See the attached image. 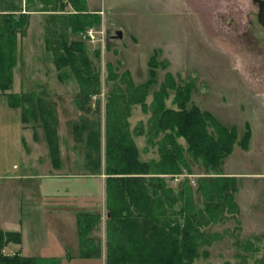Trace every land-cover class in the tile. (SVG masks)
I'll list each match as a JSON object with an SVG mask.
<instances>
[{
	"label": "rangeland",
	"instance_id": "rangeland-1",
	"mask_svg": "<svg viewBox=\"0 0 264 264\" xmlns=\"http://www.w3.org/2000/svg\"><path fill=\"white\" fill-rule=\"evenodd\" d=\"M41 1L17 3L21 8L15 14L27 13L28 23L16 30L17 61L12 86L5 92L33 94L50 109L52 104L61 163L53 166L40 121L29 117L22 122L27 129L21 131V108L7 110L6 96L0 93V226L22 231L23 252L39 258L40 264H58L46 258L58 254L66 264H81L71 257L79 251L75 214L100 211L88 236L100 244L102 263L110 217L106 175L88 174L84 141L89 130L98 131L104 157L107 104L113 98L110 108H119L117 116L126 123L138 158L151 165L147 178H162L172 189L176 200L172 219L181 225L184 219L176 212L184 200L177 187L188 179L187 213L201 235L198 255L190 264H264V30L255 7L239 13L232 9L235 0H228L226 10L214 14L215 0H85L88 14L82 21L89 22L93 13L100 16L98 26L91 27L96 34L90 41L84 32L72 33L69 26L74 21L65 16L76 13L83 0L70 2L63 10L60 2ZM0 13L6 11L0 7ZM117 29L122 30L121 38L113 37ZM242 33L252 38V44L241 42ZM81 40L76 47L71 45ZM152 57L154 82L141 102L129 103L130 96H143L133 87L150 79ZM80 90L88 93L80 95ZM120 94L126 97L123 102ZM181 105L186 110L197 106L205 113L206 128L216 137L219 125L235 128L233 148L217 166L196 156L177 126L156 131L154 109L180 110ZM32 110L27 107L28 113ZM82 121L90 125L79 142L73 125ZM246 131L247 146L239 143ZM169 133L183 153L180 173L157 172L160 148ZM20 174L35 176L21 181ZM215 176H233L234 188L226 202L216 200L219 207L207 209L197 180ZM200 211L205 218L199 217ZM15 248L19 249L16 243H8L4 252Z\"/></svg>",
	"mask_w": 264,
	"mask_h": 264
},
{
	"label": "trees",
	"instance_id": "trees-1",
	"mask_svg": "<svg viewBox=\"0 0 264 264\" xmlns=\"http://www.w3.org/2000/svg\"><path fill=\"white\" fill-rule=\"evenodd\" d=\"M32 1L34 0H26V3ZM42 1L44 3L47 1L60 2L63 10L74 0H69L68 3H66L67 0ZM19 2L20 0H0L1 10L6 11V13H0V93L6 96L10 107L21 108L22 122H28L29 117L33 121H40L52 164L59 168L61 158L58 123L52 104L50 103V109L39 98L35 101L33 94L5 92L12 86V69L17 61L16 30L28 23L27 13L15 14V11L21 8L20 4H17ZM85 4L83 0V6L76 7V13L65 15L74 21L69 26L72 33L85 32L88 28L98 26L100 22L98 13H91L89 22L82 21L83 18H87L86 14H88L85 12ZM78 23L79 26H76ZM67 31L68 29H65L64 33ZM82 42V40L75 41L71 45L76 47ZM153 62L155 63V59L152 57L150 59L152 68L149 72L150 79L133 87L135 93H141L143 96L139 98L130 96L129 103L141 102L149 85L154 82ZM86 84L91 85L90 82ZM87 93L84 90L79 91L80 95ZM119 97L122 98V102L123 98H126L124 94H120ZM113 101L115 99L112 98L110 102ZM110 102L107 104L104 157L101 153L98 131L89 130L84 141V166L89 171L88 174L106 175L105 203L110 217L107 220L105 264H190L192 259L198 255L197 239L201 235L199 229L193 227V216L187 213V210L191 208L188 179L180 180L177 187L179 196L184 200V206L176 212L184 219V224L181 225L179 221L172 219V215L175 214L173 205L176 202L172 189L166 186L162 178L153 176L147 178L146 174L152 170L151 165L138 158L137 147L128 135L126 123L122 122L120 116H117L119 108L111 109ZM28 106L33 108L30 113L27 111ZM205 116L206 114L201 112L197 106H193L190 110H186L184 105H181L180 110L160 106L153 111L156 131L173 129L177 126L179 132L187 138L196 156L202 157L204 163L215 167L231 152L236 131L235 128L219 125L220 134L216 137L207 130ZM89 125L87 121L73 125L74 137L79 142L85 135V131L89 129ZM248 137L249 131H246L239 143L247 146ZM160 153L161 161L156 165L158 173H180L182 171L180 164L183 161V153L172 134H167V142L161 145ZM197 181V192L204 199L207 209H212L220 205L216 200L225 199L226 202L231 197L235 178L215 176L198 178ZM151 182H154L153 187ZM150 186L152 187L151 192H149ZM203 214L200 211L198 215L205 218ZM99 219L100 213L98 212L78 211L76 213L80 257L96 262H100L101 247L88 234ZM201 224L205 225L207 222L197 225ZM124 239L130 243L125 244L121 241ZM8 243H21L20 232L0 229V264H37L35 257L23 256L18 252L6 254L4 247Z\"/></svg>",
	"mask_w": 264,
	"mask_h": 264
},
{
	"label": "crops",
	"instance_id": "crops-1",
	"mask_svg": "<svg viewBox=\"0 0 264 264\" xmlns=\"http://www.w3.org/2000/svg\"><path fill=\"white\" fill-rule=\"evenodd\" d=\"M94 11L95 12H98L99 11V8H96V9H94ZM2 96L3 95H0V100H3L2 99ZM3 102V101H2ZM5 104H7V106H9L8 105V103H7V101H6V103ZM7 108V110H9L10 108L12 109V107H6ZM13 109H18V108H13ZM3 110V109H2ZM5 112H8V111H5ZM1 118H2V116H1V111H0V120H1ZM23 123H25V122H23ZM22 123V120H21V123H20V129H21V131L22 130H26L27 128H25L24 127V124ZM31 137H32V140L34 141V136H33V134L31 135ZM58 137H59V134H58ZM23 140V142L25 141L26 142V140L23 138L22 139ZM21 140V141H22ZM24 142V143H25ZM25 144H27V143H25ZM60 147V146H59ZM50 156V155H49ZM29 162V160L27 159V163ZM28 165V164H27ZM29 173V172H28ZM18 176H20V179H21V181L23 180V179H29V178H31L32 176H35V175H33V174H27V175H22V174H20V175H18ZM43 203V202H42ZM43 209H45V207H42ZM81 211V210H80ZM78 212V211H77ZM76 212V213H77ZM90 212H98V213H101L100 211H90ZM75 214V213H74ZM76 215V214H75ZM6 224H8V222H6ZM14 225V224H13ZM0 229H2V230H6V231H12V230H14V231H18V232H20V234H21V243H19V244H16V246H19V249L17 250L16 248H15V250L14 251H12V252H10V253H8V252H6V254H13V253H15V252H18V253H20L21 255H23V256H28V257H32V256H30V255H26L24 252H23V246H22V242H23V233H22V231H19L18 229H14V228H6V227H3V226H0ZM20 229V228H19ZM78 237V236H77ZM21 246V247H20ZM78 246H79V242H78ZM59 255H62V254H58L57 256L55 255V256H50V257H46V258H50L49 260H54L53 262H58V264H66V261H64V259H62V258H60V256ZM71 257H74V259H73V261H77L78 263H81V264H105V259H103L102 260V263L101 262H96V261H94V260H91V259H87V258H82V257H80V249H79V251L74 255V256H71ZM102 257V256H101ZM54 258V259H53ZM66 259V258H65ZM36 260H37V264H40L41 263V260L39 259V258H36ZM100 261H101V259H100Z\"/></svg>",
	"mask_w": 264,
	"mask_h": 264
},
{
	"label": "flooded vegetation",
	"instance_id": "flooded-vegetation-1",
	"mask_svg": "<svg viewBox=\"0 0 264 264\" xmlns=\"http://www.w3.org/2000/svg\"><path fill=\"white\" fill-rule=\"evenodd\" d=\"M215 1L216 2L213 4V8H212L211 11H213L214 14H221L222 13L221 11H223V10L225 11L226 10L225 3L228 0H215ZM251 1H252V4L249 1H247L246 2L247 4H246L244 2V0H235V2L233 3L234 4V7H232V9H235L236 12H239V13L241 11H243L244 9L247 10L248 12H251V11H253V10H251V7L253 5L255 7V9L257 10V12H256V17H257L258 16V12H259V8H260L259 7V1L260 0H251ZM185 2L186 3H189L190 1L189 0H185ZM257 22H258V19H257ZM260 26L264 30V26H262L261 24H260ZM240 38H241V42L242 43L245 42V45L246 46H249V44H252V38L250 36H248L247 33H242V35L240 36Z\"/></svg>",
	"mask_w": 264,
	"mask_h": 264
},
{
	"label": "water",
	"instance_id": "water-1",
	"mask_svg": "<svg viewBox=\"0 0 264 264\" xmlns=\"http://www.w3.org/2000/svg\"><path fill=\"white\" fill-rule=\"evenodd\" d=\"M259 7L260 8H259L257 19H258V22L262 26H264V1L263 0L259 1ZM113 37L121 38L122 37V30L121 29H117L115 31V35Z\"/></svg>",
	"mask_w": 264,
	"mask_h": 264
},
{
	"label": "built area",
	"instance_id": "built-area-1",
	"mask_svg": "<svg viewBox=\"0 0 264 264\" xmlns=\"http://www.w3.org/2000/svg\"><path fill=\"white\" fill-rule=\"evenodd\" d=\"M97 32V31H96ZM95 30L93 28H88L83 35L85 36L86 39L92 41L95 38Z\"/></svg>",
	"mask_w": 264,
	"mask_h": 264
}]
</instances>
